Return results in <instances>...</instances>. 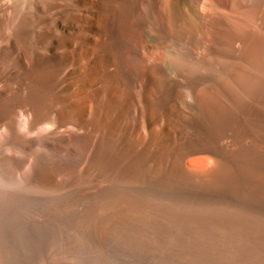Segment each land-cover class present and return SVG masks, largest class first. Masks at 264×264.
Masks as SVG:
<instances>
[{"label":"rangeland","instance_id":"obj_1","mask_svg":"<svg viewBox=\"0 0 264 264\" xmlns=\"http://www.w3.org/2000/svg\"><path fill=\"white\" fill-rule=\"evenodd\" d=\"M101 1L106 20H82L74 35L66 33L62 23L56 24L55 32L47 31L39 16L38 20L25 14L10 17L11 34L27 46L37 43L41 57L45 53L43 62L51 65L40 73L46 93L44 114L55 112L63 131L68 124L75 128L73 155L65 157L57 147L43 148L37 163L28 160L27 180L40 179L59 187L58 191L71 189L72 194L93 190L104 212H123L117 216L133 227L146 225L149 233L169 223L175 245L172 255L182 258L195 252L198 240L189 233V224L212 218V209L221 208L233 220L264 233V73L259 80L246 73L251 83L256 82L250 88L235 77L242 72L236 50L252 31L245 17L221 9L222 15L217 13L211 20L218 27L215 42L203 50L196 48L202 41L199 36L183 39L181 34H167L163 40L172 56L164 59L138 48L132 9V20L121 23L126 28L120 30L119 13L123 15L120 11L129 5ZM180 1V16L190 13L194 0ZM146 38L151 49L161 44L149 33ZM153 206L158 210L152 212ZM158 211L164 212L157 215Z\"/></svg>","mask_w":264,"mask_h":264},{"label":"bare ground","instance_id":"obj_2","mask_svg":"<svg viewBox=\"0 0 264 264\" xmlns=\"http://www.w3.org/2000/svg\"><path fill=\"white\" fill-rule=\"evenodd\" d=\"M121 1L123 5L127 4L126 6L133 4V8L128 6L127 10L128 7L126 9L123 7L120 11L124 13L123 15L119 13L118 16L120 30L123 27L121 23L132 20L130 16L132 9L138 48L146 55L161 54L164 59L169 52L171 53L170 46L168 47L163 40L167 34L177 37L181 34L182 37L184 35L183 39L199 36L202 41H198L199 46L196 44L195 46L203 50L202 48H207L208 45L212 46L211 42L216 37L214 32L218 27L216 28L217 24L215 26L211 20L215 14L220 15L221 9L222 13L227 9L234 17H245L246 24L252 31L243 39L239 51L236 50V55L241 57V63L236 65L242 71L235 76L236 81L244 88H250L251 78L246 73L255 74L257 79L259 75H263L264 0H194V4L190 6V13L187 9L188 14L184 13L186 15L181 16L180 0ZM102 3L101 0H0V264H264L263 231L251 228V224H249L251 227H247L239 219L233 220L234 217L221 212V208L220 211L209 208L214 211L213 213L210 211L212 213L210 214L208 210L212 218L204 216L206 218L201 219L203 221L189 224V233L198 240L196 239L195 252L182 258L181 254L179 257L172 255V246L175 245L167 228L169 223L162 225L159 232L149 233L145 229L146 225L133 227L124 217L117 216L119 212H115L114 215L104 212L99 199L91 193L93 190L72 194L71 189H67L60 190L63 191L61 193L58 191L59 187L40 179L34 182L27 180L28 160L32 159L37 163L43 148L57 147L65 157L73 155L72 129L75 128L68 124L63 131L58 126L55 112L49 111L44 114L42 106L45 107L43 99L46 93L42 88V81L40 82V73L51 65L43 62L45 53L41 57L37 43L27 46L22 39L11 34L10 17L13 14H25L30 18L39 16L46 21L47 29H44L47 31L55 32L56 24L62 23L63 30L74 35L77 25L82 20L87 18L98 19L100 22L106 20V11L101 10ZM76 18L78 23L74 22ZM66 21L70 22L65 25ZM127 33L129 34V31ZM147 33L161 41V44L156 41L159 47L151 49L146 46ZM195 49L194 51L199 50ZM219 79L221 80L220 77ZM257 79L255 78V81ZM223 99L225 100L224 97ZM154 208L155 206L152 208L153 211L150 208L149 210L152 212L158 210ZM161 208L166 212L164 206ZM163 212L155 213L160 215L159 213ZM119 214L125 215L123 212ZM194 220L195 216L192 221ZM71 222L75 223L74 227L70 225Z\"/></svg>","mask_w":264,"mask_h":264},{"label":"clouds","instance_id":"obj_3","mask_svg":"<svg viewBox=\"0 0 264 264\" xmlns=\"http://www.w3.org/2000/svg\"><path fill=\"white\" fill-rule=\"evenodd\" d=\"M21 118L23 119V115L21 116Z\"/></svg>","mask_w":264,"mask_h":264}]
</instances>
